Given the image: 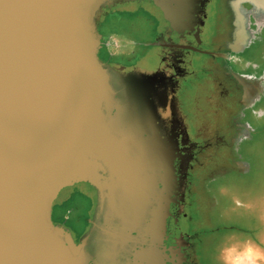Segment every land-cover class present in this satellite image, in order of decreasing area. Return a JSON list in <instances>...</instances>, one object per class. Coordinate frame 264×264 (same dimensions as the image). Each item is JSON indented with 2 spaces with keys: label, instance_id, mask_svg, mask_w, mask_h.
I'll list each match as a JSON object with an SVG mask.
<instances>
[{
  "label": "water",
  "instance_id": "obj_1",
  "mask_svg": "<svg viewBox=\"0 0 264 264\" xmlns=\"http://www.w3.org/2000/svg\"><path fill=\"white\" fill-rule=\"evenodd\" d=\"M122 1L0 0V264H165L175 142L149 110L157 73L117 81L98 57L97 15ZM150 1L176 30L197 0ZM79 183L98 201L75 243L51 212Z\"/></svg>",
  "mask_w": 264,
  "mask_h": 264
},
{
  "label": "flooded vegetation",
  "instance_id": "obj_2",
  "mask_svg": "<svg viewBox=\"0 0 264 264\" xmlns=\"http://www.w3.org/2000/svg\"><path fill=\"white\" fill-rule=\"evenodd\" d=\"M137 1L141 0L122 2ZM143 1L153 7L156 11L154 19L159 22L157 34L147 43L157 50L158 60V65L151 72L157 73V76L147 87L149 110L156 119L164 141L171 139L175 142L172 160L174 184L165 235L159 248L164 255L165 264H217L219 237L229 230L243 232V229H246V223L238 222L237 218L240 216L238 217L237 213H220L223 204L217 199V188L225 182V178L241 180L246 177L241 160L243 152L236 145L252 135L249 125L242 119L248 118V115L259 114V109L263 106L264 77L263 73H259L262 68L259 62L255 64L249 54L254 51L255 45L260 43L259 37L255 41L257 36L264 38V27L256 32L254 19L247 14V26L254 33L245 47L235 51V16L231 5L235 0H197L191 20L176 30L150 0ZM240 7L245 12L252 9L247 2H241ZM163 24L164 28L160 29ZM203 34L207 35L209 42L213 44L208 51L203 48ZM106 41L102 35L100 50L107 47ZM191 55H198L200 58L211 57L212 63L202 62L199 65L203 68V73L211 76L207 77L209 80L206 78L191 81V75H194ZM98 57L117 81L128 73H140L139 70L127 69L112 62L111 56L109 59H103L98 53ZM238 64L245 65V68H237ZM189 68L192 70L189 71ZM234 74L261 79L262 89L252 107H244L241 104L244 91ZM189 93L197 94L194 97L191 95V98L188 97ZM188 99L192 102L198 121L200 119L199 126L195 122H189V111L185 107ZM164 111H168V117H164ZM202 129H212L214 141L200 138ZM238 136L243 137L241 139ZM218 158L227 161L218 164ZM81 184L87 185L91 190L85 200L94 202L91 218L88 220L90 228L98 197L91 186L85 183L77 185ZM195 220H201L202 234L200 233L199 238L194 231ZM57 225L70 233L72 240L78 243L79 239H75L65 223ZM88 249L91 251L92 246Z\"/></svg>",
  "mask_w": 264,
  "mask_h": 264
},
{
  "label": "rangeland",
  "instance_id": "obj_3",
  "mask_svg": "<svg viewBox=\"0 0 264 264\" xmlns=\"http://www.w3.org/2000/svg\"><path fill=\"white\" fill-rule=\"evenodd\" d=\"M241 2L249 3L252 7L251 11L245 12L240 7ZM231 5L235 16L233 49L238 51L249 43L254 33L247 26V14H250L254 19L257 26L256 32L264 27V0H235ZM155 14L156 11L153 7L143 0L136 3L118 2L102 8L97 15L96 24L97 30L104 36V40H107L106 44L108 43V45L105 49L100 50L101 57L109 59L111 56L112 62L121 64L127 69H136L140 73H151L158 65L157 50L147 45L159 30V22L154 19ZM213 24L215 26V19ZM163 28L164 24L160 29ZM258 37L260 43L255 45L254 51L249 54V57L254 59L255 64L259 62L262 68L259 73H263L264 77V38L258 35L255 41L258 40ZM201 38L206 42L203 41V48L206 51L212 48L213 44L209 42L207 35L203 34ZM191 61L194 69L191 81L211 78L209 74L203 73V68L199 66L202 62V64H207L210 61L212 63L210 56L200 58L198 55H191ZM236 67L243 69L245 65L238 64ZM189 94L188 97H191L192 94ZM196 94L192 96L194 97ZM241 104L243 105L242 102ZM185 107L189 111V122H195L199 126L200 119L198 121L190 99L186 102ZM258 113L242 119L245 124L249 125L252 135L249 136L250 138L247 137V140L243 139L241 144L236 145L243 152L241 160L246 177L241 180L225 178V182L217 188V199L223 204L220 207V213L233 215L237 213L238 217L240 216L237 218L238 222L246 223L248 230L243 229V232L229 230L219 237L216 251L217 264H226V257L229 260L239 258L240 264H264V101ZM168 115V111H164V117H168ZM200 134V138L214 141L212 129H202ZM238 137L242 139L243 136ZM226 161L217 159L218 164H223ZM89 192L91 190L87 185L76 184L62 189L52 204L51 216L54 223H65L76 240L80 239L89 229L88 220L91 218L94 208L93 201L85 200ZM236 203H242V205L237 206ZM200 224L201 220H195L194 231L197 238L200 237L202 231ZM183 225L186 228L185 223ZM245 248L250 249L248 255H245ZM256 252H259V258L254 257Z\"/></svg>",
  "mask_w": 264,
  "mask_h": 264
},
{
  "label": "bare ground",
  "instance_id": "obj_4",
  "mask_svg": "<svg viewBox=\"0 0 264 264\" xmlns=\"http://www.w3.org/2000/svg\"><path fill=\"white\" fill-rule=\"evenodd\" d=\"M239 84L242 86L244 94L241 102L244 107H252L254 102L258 99L261 92V79H256L250 76L234 74Z\"/></svg>",
  "mask_w": 264,
  "mask_h": 264
},
{
  "label": "clouds",
  "instance_id": "obj_5",
  "mask_svg": "<svg viewBox=\"0 0 264 264\" xmlns=\"http://www.w3.org/2000/svg\"><path fill=\"white\" fill-rule=\"evenodd\" d=\"M249 252H250V249L249 248H245V255H248ZM259 255H260L259 252L254 253V257L255 258H259ZM226 264H240V260H239V258L229 260L226 257Z\"/></svg>",
  "mask_w": 264,
  "mask_h": 264
}]
</instances>
